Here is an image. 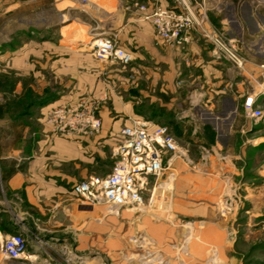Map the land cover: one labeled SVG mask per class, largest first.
Instances as JSON below:
<instances>
[{"label": "rangeland", "instance_id": "obj_1", "mask_svg": "<svg viewBox=\"0 0 264 264\" xmlns=\"http://www.w3.org/2000/svg\"><path fill=\"white\" fill-rule=\"evenodd\" d=\"M3 1L5 0H0ZM66 1L17 0L19 2L17 9L0 15V114L3 116H14L20 109L18 106L24 110L30 102L43 97L49 88L59 87L58 81L56 84L51 82L47 87H43L44 54L41 52H38L41 54L40 59L31 57L26 60L32 64L31 76L34 73L37 79L27 78L29 75L23 79H13L9 56L14 49L28 48L29 45L38 47L46 42L58 45L61 28L76 17L74 11L63 10ZM161 1L162 3L159 0L149 2L137 0L134 7L142 13L140 16L142 19L144 15L159 8L191 21L188 32L183 31L179 34V44L176 40L161 41L179 50L176 63L179 77L172 80L174 95L163 93L157 97L154 87L151 89L153 90L151 97L146 99L135 97L138 104L133 106L134 112L127 113L122 107L127 98V93L124 92L125 85L128 83V86L137 90L140 87H148L146 81L137 80L133 83L127 78L122 80L121 84L117 83V86L114 84V94L108 91L107 94L98 97V100L90 97L80 101L75 107L65 108L75 110L87 106L90 109L89 113H93L100 121V128L95 135L101 131V117L105 122L120 121L114 136L116 145L114 152L101 158L91 152H85L83 161L68 164L67 172L71 181L81 182L90 176L108 174L117 160V149L123 142L121 130L131 125L133 121H140L149 127L153 125L168 127L174 138L175 148L173 152L164 156V170L158 176L147 180L141 205L119 207L117 211L108 213L107 207L113 205L101 200L92 204L93 213L89 214L85 210L83 215L85 221L83 234H80V229L78 235L74 233L76 227L80 228L79 223L75 221V215L80 212L76 207L77 204L80 205V199L70 191L69 185L64 191L68 205L63 207V234L47 220L43 221L42 218L36 217V213L25 205L22 207L26 213L22 215L23 221L15 219L18 231L13 232L8 226L9 214L4 216L0 219V229L10 235L20 234L27 254L30 250L38 248L42 255L47 256L45 258L48 264H264V183L260 178L255 185L258 187L257 190L252 191L250 186L244 185L236 194L228 193L235 202L231 201L227 206L221 203L219 192L210 190V186L217 184L220 177L221 161L215 152L220 150L221 145L215 134L210 135L214 131L204 125L208 121L203 112L207 99L205 95H198L204 94L207 90L225 93L226 90L232 89V84L228 88L221 85L215 86L214 89L210 86L214 80L216 83L221 80L220 76L214 75L215 72L219 74L221 72L222 75L237 72L255 85L263 80L264 60L252 62L246 56L249 53L247 49L251 39L249 33L245 32L243 39L235 38L231 36L232 31L223 27L226 18H222V15L226 11L230 15L237 6L239 9L242 6L245 8L252 0ZM81 10L85 11L79 8V11ZM82 18L85 29L80 41L88 43L91 47L90 53L94 56L92 47L95 40L114 37L109 33L96 34L93 31L97 27L94 21L88 16ZM248 28L252 26L248 25ZM242 40L244 42L242 51L245 56H242L239 49ZM193 44L199 45L203 55L193 56ZM206 52L209 53V59ZM99 60L106 61L109 66H114L122 73L129 72L130 64L124 67L106 59ZM253 67L260 71L259 79L252 74ZM244 79L243 84L247 83ZM105 84L112 86L108 80ZM192 95L199 96L196 110H193V102L187 100ZM221 96L222 94L213 93L211 98L220 102ZM157 98L162 102H156ZM113 100L121 104H116V107ZM150 101H153L151 105ZM217 105L212 112L214 116L221 111L219 104ZM253 108L262 110L260 119L250 118L245 110L243 114L246 118L240 115L238 119H248L252 122L264 120L262 105ZM54 110L52 108L47 111L44 118L39 110H35L33 118L34 123L38 119H43L56 134L53 130L55 124L50 121ZM129 116H132L131 119ZM29 122L32 126V122ZM12 135L0 129V144L3 139L10 142ZM73 135L85 138L95 136ZM239 145V137H234L231 142L232 149ZM249 148L247 147V150L250 152ZM210 153L213 157L212 164L209 163ZM256 154L260 162L264 160V152ZM250 165L251 162H246L245 169L250 168ZM244 178L245 181L246 179L250 181V177ZM16 197L19 198L18 194ZM62 235L63 239H60Z\"/></svg>", "mask_w": 264, "mask_h": 264}, {"label": "crops", "instance_id": "obj_2", "mask_svg": "<svg viewBox=\"0 0 264 264\" xmlns=\"http://www.w3.org/2000/svg\"><path fill=\"white\" fill-rule=\"evenodd\" d=\"M149 1L151 0H147ZM159 1L162 3L161 0ZM135 2L137 0H87L85 3L79 0H67L63 10L74 11L76 17L61 28L58 45L51 42L43 43L44 45L38 47L29 45L28 48L14 49L9 56L13 79H23L28 75L27 78L35 79L34 73L31 76L32 64L27 63L26 60L31 57L40 59L41 54H44L43 87H47L51 82L59 83L58 88H49L43 97L30 102L24 110L18 106L20 109L18 108L14 116L0 114V129L13 134L10 142L2 138L0 144V219L9 214L7 224L13 232L18 231L15 219L22 220V215L26 214L22 210L25 205L36 213V217L42 218L43 221L47 220L63 234V207L68 205L64 193L65 187L77 183L71 181L67 172L68 164L78 160L83 161L85 152H91L101 158L106 154L111 155L116 149L114 136L119 128L118 120L105 122L101 117V131L92 138H85L73 134H54L43 119H38L34 123L35 110H39L44 118L47 111L52 108L75 107L82 100L90 97L97 99L108 91L114 94V84L117 86V83L121 84L122 80L127 78L133 83L137 80L148 83V87H140L139 90L128 86V83L125 85L124 92L127 93V98L122 107L127 113L134 112L133 106L138 104L137 97H145L143 99L151 97L153 93L151 89L154 87L157 97L163 93L174 95L172 80L179 77L176 68L179 50L158 40L152 24L140 17L142 13L134 7ZM18 6L17 0L0 2V15L15 10ZM79 8L85 11H79ZM228 15V11L222 15V18H226L223 27L233 32L231 36L242 38L245 32L249 33L251 39L247 49L249 53L246 55L248 59L250 58L252 62L264 60V0H252L245 8L242 6L239 9L237 6L232 14ZM83 16H88L94 21L97 27L93 31L96 34H111L117 44L132 55L133 60L128 67V73H122L114 66H109L106 61L95 58L90 53L91 47L88 43H81L80 38L85 29ZM248 25L252 28H248ZM242 43L244 44L243 40L239 49L242 56H245ZM192 52L193 56L203 55V50L198 44H193ZM206 56L209 59V53ZM215 74L220 76L221 80L218 79V83L214 80L210 86L214 89L221 85L228 88L232 84V89L226 90L225 93L207 90L204 94L198 95H205L207 99L206 102L204 101V111L202 110L208 119L204 125L214 131L210 135L215 134L221 145L220 150L215 152L220 156V177L217 184L211 183L210 190L219 192L221 203L227 206L231 201L235 202L228 193L236 194L244 185L250 186L252 191L257 190L258 187L255 185L260 178L264 183V160L260 162L256 154L264 152V120L252 122L248 119H238L240 115L246 118L243 114V103L246 98L253 99L254 106L262 105L264 112V78L255 85L237 72L223 75L221 72V75L215 72ZM252 74L260 78V71L254 67ZM242 79L247 83L243 84ZM106 80L111 81L112 86L106 85ZM213 93L222 94L220 102L211 98ZM198 95H192L187 99L193 102V110L198 107ZM156 102L162 101L157 98ZM152 103L153 101H150L149 104ZM116 104L120 105L121 102L113 100V105ZM217 104L221 111L214 116L212 112L217 108ZM131 117L129 116L130 119ZM29 121L32 122V126ZM234 137H239L240 141L236 149H232L231 146ZM247 147H250V152ZM209 155V163L212 164V153ZM246 162H251L250 168L245 169ZM245 176L250 177V181L247 179L245 181ZM76 207L80 212L75 215V221L79 223L80 228L76 227L74 233L78 235V229L80 234H83L85 210L90 214L93 213L94 207L81 200L80 205L77 204ZM7 235L10 234L0 229V246ZM60 239H63V235ZM25 254L33 258L9 259L0 251V264H18L26 261L30 264H48L45 258L47 256L42 255L38 248Z\"/></svg>", "mask_w": 264, "mask_h": 264}, {"label": "built area", "instance_id": "obj_3", "mask_svg": "<svg viewBox=\"0 0 264 264\" xmlns=\"http://www.w3.org/2000/svg\"><path fill=\"white\" fill-rule=\"evenodd\" d=\"M143 20L152 24L159 41L176 40L177 44L180 43L179 34L188 32L191 27L189 19L159 8L144 15ZM92 51L96 58L106 59L124 67L132 61V55L118 46L112 38L102 37L95 40ZM243 106L250 118L257 120L262 117V112L253 108V99L247 98ZM89 110L87 106L75 110L56 108L50 117V121L55 124L54 132L95 135L100 128V121L93 113H89ZM121 135L123 142L117 149V160L113 163L111 171L104 176H90L70 187V191L84 203L92 205L101 200L118 207L141 205L147 180L158 176L164 170V156L175 148L174 138L165 125L149 127L140 121H133L121 130ZM0 251L9 259H20L26 252L22 236L13 234L6 237Z\"/></svg>", "mask_w": 264, "mask_h": 264}, {"label": "bare ground", "instance_id": "obj_4", "mask_svg": "<svg viewBox=\"0 0 264 264\" xmlns=\"http://www.w3.org/2000/svg\"><path fill=\"white\" fill-rule=\"evenodd\" d=\"M264 90V89H263ZM262 90V91H263ZM111 205H113V206H108L107 207V211L108 212H110V213H113L114 211H117V209H118V207H117V205H114V204H111ZM26 252H24L22 255H21V258L22 259H24L25 257H27V258H29V259H32L33 257H31V256H26V254H25Z\"/></svg>", "mask_w": 264, "mask_h": 264}]
</instances>
